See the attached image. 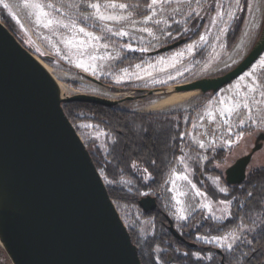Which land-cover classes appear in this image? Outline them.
Masks as SVG:
<instances>
[{"label":"rangeland","instance_id":"rangeland-1","mask_svg":"<svg viewBox=\"0 0 264 264\" xmlns=\"http://www.w3.org/2000/svg\"><path fill=\"white\" fill-rule=\"evenodd\" d=\"M210 1L200 0V5L198 6L196 0H192L189 7L184 0H181L180 4H177L176 0H173L172 4L165 6L166 11L159 17L162 21H166V23L159 25L153 23L145 25L142 22L144 17L150 14L147 5L138 6L134 3L115 1L129 5L124 14L129 15L132 20L137 22L135 24L112 25L114 30L120 28L128 31L130 33L128 37L111 36L110 34L101 32L99 28L100 22L98 21H79L81 26L85 27L88 31L105 37L97 42V52L95 54L103 55L106 59L95 62L98 68L96 73L93 74L91 69L86 71L84 68L78 66L80 60H83L85 63H90V61L87 55L80 56L79 49H70L65 44V40L71 35L67 30L55 26L49 29L38 25L31 10L23 7L25 0H5V2L13 5H21L20 7H14L13 11L8 13L17 22L21 31L25 34L24 36L28 43H33L39 49L41 54L34 53L32 49L30 50L47 65L49 71L59 81L64 94L91 93L112 99H120L126 95L144 96L143 98L127 99L117 105L148 113L181 111L184 123L190 122V128L184 130L185 133H183L186 135L188 146L183 148V153L177 157L163 181V190L166 197V202L164 203L165 211L172 217L178 229H181L182 225L186 224L194 216L199 218L198 220L200 221L196 220V224H199L200 222H204L206 218L219 221L230 215L232 201L231 198L228 199L231 193L230 188L227 187L224 175L218 171L226 163L233 161L241 151L248 148L246 143L250 141L252 133L264 131V110H262L264 109V104L258 108L256 103L250 99L251 93L249 88L246 87L249 81L245 75L251 70L252 65L261 57H264V51L238 77L216 92H202L200 90L201 95L192 103L182 108L170 111H142L144 105L150 103L155 97L167 92L159 90V88H169L173 84L225 73L242 60L258 40L262 30L260 25L264 21V7H262L264 0H248V5L251 7H247L240 34L230 48L227 46V37L219 33L218 27L211 26V20L216 16L215 5L217 3H223L225 8H228L231 4L232 11H236L235 0H215L214 10L198 37L173 49L155 54L150 53L181 38L185 33L184 30H189L196 23L197 19H200ZM49 2L55 3L57 7H60L61 4L66 5L62 11L68 12L72 16H76L78 13L87 16L91 12L90 9L83 7L79 9L67 7L68 5L79 4L81 0H49ZM101 2L103 3L105 0H101ZM109 2H112V0H109ZM174 7H179L180 11L178 13L173 12L172 9ZM193 9L200 12V15L195 16L194 14L189 18L188 12ZM253 19H255L254 24L252 23ZM175 21H181V23L177 24ZM142 27L151 28L153 35L150 36L146 32L139 31L138 29ZM206 30L207 42L205 43L200 41V36L205 35ZM169 31L172 33L171 38L167 36V32ZM217 36H220L219 41L217 40ZM155 37H159V39ZM79 38L86 39L83 36ZM104 43L109 45L107 49L100 47ZM129 43L134 48L144 47L148 49V51L143 53L149 54L136 64H141L145 69H147L149 64H155V69H149L156 77L155 80L148 77H145L143 80H137L135 77L132 79L123 77L122 83L116 82L117 78L121 76L122 70L127 69L129 72L136 70V64L132 66H118V62L127 57L129 52H132L122 47V45ZM194 43L197 44L194 53L188 52L187 46ZM135 52L142 53L139 51ZM178 52H183L184 55L176 57L175 61L167 59L175 56ZM46 54L54 56V59H51V62H47L43 58ZM109 54L113 57L112 59H107ZM161 57L166 58V63L163 66L166 70H162L161 65L158 63ZM63 62L69 68H66ZM171 63H175L176 67H170ZM77 71H80V73ZM180 73L183 74L180 75ZM85 74L99 79L105 77L109 79L114 88L89 79ZM140 75L145 76V72L141 71ZM170 75L174 76L175 79H169ZM242 77H245V79H241ZM161 81H166V83H161ZM149 89L155 92L147 93ZM260 99L259 94H257L256 100L259 101ZM245 103H248L252 108L251 113L243 107ZM229 109H232V111H229ZM76 126L84 141L88 144L92 142V147L96 145L104 152L107 151V142L112 140V136L105 130L89 120L78 121ZM201 142L204 143V148H200L199 144ZM233 144L234 147L229 150L228 148ZM220 149H225V153H227V155L223 156L225 159L223 163L213 160L214 156L219 154L218 150ZM227 156L230 159L228 161L226 159ZM256 157L251 166L255 167L261 162L264 164V148L262 151H258ZM217 165L220 166L217 167ZM183 176H186L187 179H182L181 177ZM105 182H109V180ZM193 185H195V188H193ZM221 188L225 189V191L221 192ZM197 191L203 195H197ZM221 201L224 203H221ZM206 204L211 205V212L207 207H203ZM117 208L128 229L130 228L136 233L139 250L144 248L145 253V250L149 249V246L147 249L145 248L148 239L150 240V238L155 237L157 233V225L154 223V218H145L142 210L134 204H119ZM181 209H183V213ZM182 214L187 217L186 220L181 219ZM249 230L250 227L243 224L236 231L226 233L223 236H208L197 232L194 238L197 242L200 241L203 244L210 242L220 248L227 249L218 245L215 238L235 235L240 239L234 240L232 243L237 245L247 238ZM226 242L225 240H221L220 244H225ZM163 251H165L163 247L158 245L153 246L151 252L149 251L150 258L147 257L146 253L143 255L144 262L146 264L147 262L148 264H178L172 258L166 259L162 254ZM194 257L198 258V260L206 261L210 255L196 253ZM148 259L151 261H148ZM0 264H13L1 244Z\"/></svg>","mask_w":264,"mask_h":264},{"label":"water","instance_id":"water-1","mask_svg":"<svg viewBox=\"0 0 264 264\" xmlns=\"http://www.w3.org/2000/svg\"><path fill=\"white\" fill-rule=\"evenodd\" d=\"M186 41L181 37L150 53ZM263 51L264 27L234 67L173 84L172 90L216 92ZM85 76L102 84L97 77ZM134 98L64 94L55 76L0 18V244L13 264H142L138 245L63 106L67 101L113 106ZM155 204L150 196L139 200L143 209ZM171 229L176 233L173 223Z\"/></svg>","mask_w":264,"mask_h":264},{"label":"trees","instance_id":"trees-1","mask_svg":"<svg viewBox=\"0 0 264 264\" xmlns=\"http://www.w3.org/2000/svg\"><path fill=\"white\" fill-rule=\"evenodd\" d=\"M115 1L134 3L138 6H146L150 2V0ZM214 5L215 0H211L200 19H197L196 23L182 35L187 37L186 42L199 36L214 10ZM245 5H248V0H242L241 7L244 10L237 13V20L232 23L228 33L229 48L233 46L240 34L247 11ZM0 18L23 45L32 49L34 53L41 54L33 43H28L17 22L6 9H3L2 5H0ZM147 54L149 53L129 52L127 57L118 62V66H132L142 61ZM45 60L52 61L48 58ZM63 65L69 68L64 62ZM77 72L80 73V71ZM100 80L102 84L112 87L109 79L102 77ZM63 106L75 127L78 121L89 120L112 136V140L107 142L108 149L105 152L96 145L92 147V142L88 144L85 141V143L105 181L109 180L106 182L107 187L117 207L119 204H134L142 210L145 218H154L157 233L155 237L148 239L145 245L146 249L149 246L148 252L145 250L148 258L153 246L158 243L163 245L162 240L167 242L166 246L169 247L170 253H176L175 250L178 249L179 256L184 252L182 247H187L189 244L191 247L187 252L191 254L193 250L201 248L199 244L203 245L200 241L196 242L194 238L197 232L208 236H220L234 232L244 224L248 225L250 230L247 238L237 246L241 253L235 256L234 250L229 252L225 258V264H232L239 257L240 264H264V166L253 169L252 176L242 185L230 186L231 193L228 199L231 198L232 201L228 217L223 221L206 218L204 222L196 224L199 218L194 216L183 225L185 233L179 237L180 234L174 235L170 229L164 228L160 213L161 210L166 209L164 206L166 197L163 190L165 175L177 157L183 153V148L188 146L186 135L183 133L190 128V122L184 123L182 112L148 113L118 105L105 106L84 101H67L63 103ZM177 116L180 117L177 118ZM233 147L234 144L228 149ZM218 152L219 154L215 155L213 160L223 163L225 161L223 156L227 153L225 149H220ZM218 172L220 173V170ZM144 196L155 199L156 204L153 208L143 209L139 205V200ZM129 230L133 241L138 245L136 233L130 228ZM182 238H186L185 243L181 241ZM212 251L214 252L213 248ZM145 253L144 248L139 250L142 264H146L143 257ZM214 255V258L206 263L203 260L190 258L187 263L222 264L217 252Z\"/></svg>","mask_w":264,"mask_h":264},{"label":"snow or ice","instance_id":"snow-or-ice-1","mask_svg":"<svg viewBox=\"0 0 264 264\" xmlns=\"http://www.w3.org/2000/svg\"><path fill=\"white\" fill-rule=\"evenodd\" d=\"M189 7L191 6L192 0H184ZM173 3V0H150V2L147 4V8L150 10V14L144 17V20L142 21L145 25L149 23H153L155 25H159L161 23H166V21H162L159 17L161 14H163L166 11L165 6L170 5ZM177 4L181 3V0H176ZM197 5H200V0H196ZM0 5H2L3 9L8 10L9 13L13 11L14 7H20L21 5L16 4H10L8 2H5V0H0ZM24 8L30 9L32 14L35 16L36 23L38 25H42L45 28L52 29L55 27L63 28L67 30L71 35L65 40V44L70 48H76L80 50V56L87 55L88 60L90 63H85L83 60H80L78 63V66L81 68H84V70L91 69L92 73L95 74L98 68L96 61L105 60L106 57L103 55H96L97 52V42L104 39V36L97 35L94 32L88 31L85 27L81 26L80 22L88 21V20H94L100 22L99 28L100 31L103 33L110 34L111 36H118V37H128L130 33L126 30H122L120 28H117L116 30L113 29L112 25H123L125 23H137L136 21L132 20V18L129 15L124 14V12L128 9L129 5L125 3H119L115 2V0H112V2H109V0H105V2H101V0H81L79 4H72L68 5L67 7L79 9L80 7H83L85 9H90L91 12L89 15L85 16L83 14H77L76 16L70 15L68 12L62 11L66 5L61 4L60 7H57L55 3L49 2V0H25L23 4ZM245 7H251L249 5H245ZM264 7V5H262ZM216 8V16L212 18L211 20V26L212 27H218L219 33L225 37L228 36L229 31L231 30V22H234L237 20V12L243 11L244 9L241 7V0H235V9L236 11H232V5L230 4L228 8H225L223 3H217L215 5ZM173 12H179V7H174L172 9ZM195 14V16H199L200 12L193 9L192 11L188 12V17H192ZM177 24L181 23V21H175ZM186 22V21H185ZM252 23H255V19H253ZM95 26V25H93ZM260 27H264V24H261ZM141 32H146L150 36L153 35V31L149 27H142L138 29ZM185 33L188 31V29L184 30ZM83 36L86 39H80L79 37ZM168 37H172V33L169 31L167 32ZM207 36V30L205 35L200 36V41L207 42L206 40ZM156 39H159V37H155ZM217 40H220V36H217ZM197 44H190L187 46V51L190 53H194L195 48ZM101 48L107 49L109 45L107 43L101 44ZM123 48L128 49L129 51L135 52H146L148 51L147 48L140 47V48H134L130 43L122 45ZM91 49V51H89ZM184 55L183 52H178L175 54V56L171 58H167L170 60L175 61L176 57ZM113 57L111 54L107 56V59H112ZM119 58V57H117ZM158 63L161 65L162 70H166L163 66L166 63V58L161 57ZM172 68L176 67L175 63H171L169 65ZM155 64H149L147 66V69L142 67L141 64H136L135 69L132 72H129L127 69L122 70L121 76L117 78V83L123 82V77H127L128 79H132L135 77L137 80H143L145 77H148L150 79L155 80L156 77L153 75L149 69H155ZM145 72V76H141L140 72ZM183 73H180L182 75ZM246 78L249 81V84L246 85V87L249 88V91L251 93L250 99L256 103V105L259 106L264 104V57H261L254 65H252L251 70L245 74ZM169 79H175L174 76H169ZM241 79H245V77H242ZM161 83H166V81H161ZM259 94L260 100H256V95ZM245 109L249 113H251L252 108L248 103H245L243 105ZM264 110V109H262ZM229 111H232V109H229ZM200 148H204V143L199 144ZM183 162V161H181ZM220 165H217L219 167ZM147 171V169H145ZM182 179H187L186 176L181 177ZM193 188H195V185H193ZM221 192H224L225 189L221 188ZM197 195H203L199 191H197ZM221 203H224L221 201ZM203 207H207L209 211L211 212V205L206 204L203 205ZM181 212L183 213V209H181ZM181 219H187L186 216L183 214L181 215ZM216 242L221 247H226L228 250H232L237 245H234L232 241L239 240V237H236L235 235H229L227 237H216ZM221 240L227 241L225 244H220Z\"/></svg>","mask_w":264,"mask_h":264},{"label":"flooded vegetation","instance_id":"flooded-vegetation-1","mask_svg":"<svg viewBox=\"0 0 264 264\" xmlns=\"http://www.w3.org/2000/svg\"><path fill=\"white\" fill-rule=\"evenodd\" d=\"M143 97L144 96H138L137 98H143ZM246 144H247V147H248L246 150L241 151L234 158L233 161H230V163H226V165L222 169H220V174L224 175V179H225V182H226L228 188H230V186H234L235 184L242 185L248 178H250L252 176L253 169L264 166V164L262 162L258 163L257 166H255V167L251 166L252 162L257 158L256 154L258 153V151H260V150L262 151V149L264 148V133H263V131H258L256 133H252V135L250 137V141L247 142ZM256 145H260V146H259V148L257 150L252 152L253 147H255ZM250 152H252L251 156L249 155ZM228 156L226 158L227 161L230 160ZM232 171H234V175H236V177L234 179H232V177H233ZM160 216L163 219L164 228L170 229V231H172L171 223H173V226H174V228L176 230V233L174 231H172V233L174 235L180 234L179 235V237H180V236L183 235V233H185L184 230H183V225H182L181 229H178L175 226V223H174V220L172 219V217H170V215L165 210H161ZM223 220H219V221H223ZM198 221H200V220H198ZM225 234H223V235H225ZM196 235H197V233H196ZM223 235H220V236H223ZM181 241L183 243H185L186 238H182ZM162 243H163V245L158 243V244H156V246L158 245V246H161V247H163L165 249V251H163V253H162L163 256L166 259H169V258L170 259L171 258L172 259H177V260H174V261L177 262L178 264H184V263L188 264L187 262L189 261V258L191 260H198V258L194 257V254H196V253L210 255V257L206 260V261H208V260L214 258V256H215L214 254L216 252L220 256L222 264H225V258H226V255L229 252L234 250L233 254H235V256L241 253L240 252V248H238L237 246L240 245L242 242L238 243L237 246L234 247L232 250H227L225 248H220V247H218L217 245H215L213 243L206 242L205 244H203L204 246L202 244H199L201 246V248L193 250V252L191 254H189L187 252L190 249L191 245L187 244V247H182V250H184V252H182V254L179 255V256H178V251H179L178 249L175 250L177 255L174 252L170 253V252H168L169 251V247L166 246L167 242L162 240ZM212 248L214 249V252L212 251ZM206 261H204V262L206 263ZM232 264H240V257L236 258L235 261Z\"/></svg>","mask_w":264,"mask_h":264},{"label":"bare ground","instance_id":"bare-ground-1","mask_svg":"<svg viewBox=\"0 0 264 264\" xmlns=\"http://www.w3.org/2000/svg\"><path fill=\"white\" fill-rule=\"evenodd\" d=\"M43 64L47 67L45 63ZM200 95L199 89L174 92L172 87H169L166 93L155 97L150 103L144 105L142 111H170L182 108L192 103Z\"/></svg>","mask_w":264,"mask_h":264}]
</instances>
